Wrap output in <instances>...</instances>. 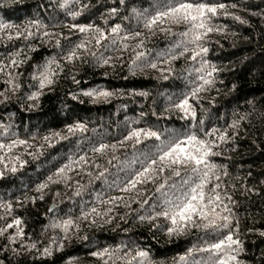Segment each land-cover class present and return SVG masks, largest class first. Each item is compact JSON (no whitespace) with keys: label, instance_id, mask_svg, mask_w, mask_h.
Listing matches in <instances>:
<instances>
[{"label":"trees","instance_id":"trees-1","mask_svg":"<svg viewBox=\"0 0 264 264\" xmlns=\"http://www.w3.org/2000/svg\"><path fill=\"white\" fill-rule=\"evenodd\" d=\"M172 2L0 0V94H13L0 102V142L27 141L10 153L0 150V156H6L0 163V227L19 218L25 232L15 242L8 239L15 229L0 236V264H127L136 250L148 251L152 264H178L189 249L217 241L229 229L190 228L184 235L170 236L171 222L155 217L164 208V198L156 191L159 184L167 180L178 191L182 179H195L191 174L185 176L183 169L181 177L166 170L154 181L120 190L155 157L162 142L190 131L203 136L213 128L226 131L229 137L226 143L217 140L220 154L211 162L228 173L217 174L222 189L236 201L233 211L239 228L233 226L232 230L238 232L244 248L238 259L241 264H264V236L260 235L264 232V0H202L224 3L230 15L212 18L221 31L208 34L204 41L208 52L196 61L190 59V53L179 56L189 40L181 35L187 25L165 23L163 27L170 32L149 30L137 15L154 14L158 7ZM85 4L87 9H83ZM112 8L118 10L116 14L111 13ZM77 11L82 15L74 19L70 13ZM36 20L39 25L30 23ZM5 24L35 35L17 37L16 28L4 29ZM73 24L94 28L81 33ZM117 24L121 31L112 34L111 28ZM95 27L105 33L100 44H96ZM137 31L140 37L124 39ZM140 40L144 44L138 48ZM81 43L86 47L77 48ZM72 51L79 58L67 59ZM136 52H145V59L157 68L139 61L133 65ZM172 56L179 58L172 60ZM108 58L109 63L104 64L103 59ZM201 59L218 71L213 74L214 85L190 100L196 111L192 120L172 103L200 84L196 69ZM49 66L55 73L53 83L41 88L34 77ZM92 90L112 95H84ZM34 93L38 95L30 98ZM77 123L85 125V130L69 132L68 127ZM234 123L236 127H232ZM133 128L158 131L160 139L141 136L139 144L125 140ZM100 144L116 147L103 153L93 151ZM65 165L68 169L58 174ZM13 166L16 172L11 171ZM101 172L104 176L97 179ZM44 183L47 187L38 190ZM168 185L166 190L171 192ZM9 204L11 208L6 209ZM68 219L74 223L67 233L62 227H53ZM32 243L36 248L30 247ZM45 247L51 255L43 253ZM105 248L115 250V255L103 259L91 255ZM213 257L214 253L195 252L188 264L193 260L211 264Z\"/></svg>","mask_w":264,"mask_h":264},{"label":"snow or ice","instance_id":"snow-or-ice-1","mask_svg":"<svg viewBox=\"0 0 264 264\" xmlns=\"http://www.w3.org/2000/svg\"><path fill=\"white\" fill-rule=\"evenodd\" d=\"M67 2V0H65ZM125 0H119V3L123 4ZM88 5H83V9H87ZM227 5L224 3L209 4L202 2V0H173L172 3L162 7L157 8L154 14H147L140 12L137 13L138 17L143 19L144 27L152 30L154 28H159L160 31L170 32V28H165L163 25L168 24H184L188 26V30L181 33L185 37H189L188 43L182 45L183 50L179 52V56H184L190 53V59L196 61L198 57H203L208 52V48L204 46V41L207 39L208 34L213 32H219L221 29L212 23V18L223 13L224 15H230L227 12ZM232 8H236L237 5L232 4ZM112 14L117 13L116 8H112ZM70 15L75 19V17L82 15V11L72 12ZM234 19L240 21L241 23H246L240 16H234ZM32 25H39V21H31ZM16 28V36H24L25 38L35 35L31 31L25 29L24 32L20 30V26H14L10 24L3 25L4 29ZM72 28L77 29L81 33L89 32L94 28V25H79L73 24ZM95 31L98 34L96 39V44H100L101 40L106 39L104 30L95 27ZM121 31V25L117 24L111 28L112 34H118ZM45 36L49 33L45 32ZM141 33L139 31L135 32L134 36H125L124 39L137 38L140 37ZM12 39V36L8 37ZM59 43V41H57ZM115 43V40H113ZM143 40L137 44L138 48L143 47ZM188 44L194 45L195 47L189 48ZM77 48H85L84 43L76 45ZM127 47V45H125ZM181 46H178V48ZM145 52H136L135 58L132 61L133 65L137 62H142L146 66H150L153 69L157 68L156 63H150L145 59ZM76 52L72 51L67 59H77ZM178 56H172L171 59H178ZM109 59H103L104 64L109 63ZM54 63V62H53ZM15 66L17 64L16 60L12 61ZM210 69V70H209ZM0 71L3 68L0 67ZM171 71V69H161V72ZM199 75L200 84L193 88L190 94L184 95L178 101H173L172 106L175 109L182 111L185 114V118L194 120L196 118V111L191 99H198V93L210 88L214 85L215 81L213 79V74L218 71V69L211 65L207 60L201 59L200 67L196 69ZM54 72L51 67H47L40 72L38 77L39 85L43 88L46 85H51L53 83L52 77ZM164 79H168L164 76ZM12 83V81H9ZM78 83V82H77ZM15 87H19L18 84ZM38 93H34L32 97L35 98ZM84 95L93 96L96 98L104 97L107 98L112 95V93L104 90H93L85 92ZM203 124V121H200ZM234 123L232 127H236ZM79 129L80 131L85 130V125L82 123H77L74 126H69V132H75ZM14 135V134H13ZM56 135H59L58 133ZM141 136L144 139L155 138L160 139V133L152 129L144 128H133L129 135L125 136V140H135L137 144L141 143ZM208 137V138H205ZM66 138V137H65ZM47 140L48 137H45ZM229 137L225 132L220 129L213 128L208 132H204L203 136H198L195 132L185 133L182 136L174 135V138L170 139L167 143H163L161 146H157V152L154 158H151L146 166H143L138 170L135 175L125 182V186L121 188V191H129L135 189L137 185L144 184L148 181H154L156 176L160 173L170 170L172 175L175 177H181V169L184 171V175L188 176L191 174L195 179H182L177 191V185H168V181L159 184L156 191L161 193L164 198V208L161 211L155 213V217L163 216L165 219L171 222V226L168 227V234L171 235H184L190 228L193 229H203L211 230L213 232H220L221 229H229V231L224 234L220 239L211 243L207 247H196L189 249L184 255L179 257L178 264H188L189 258L194 255L195 252H210L214 253V257L211 260V264H241L238 259L240 253L244 251L243 242L239 238L238 232L233 231V226L238 230L239 222L235 218V213L233 211V206H235L236 201L231 195H228L226 191L222 189L221 186V172L223 176H227L228 173L219 168L215 163L211 162V158L219 155L220 153L216 151L220 147L217 143L219 140L222 143H226ZM27 144L26 140L22 139H12L9 143L5 144L0 142V150L10 153L13 148L17 145ZM115 145L100 144L98 147L94 148L93 151L98 153H103L106 149L115 148ZM6 156H0V163H3ZM19 160V157H16ZM116 159V157H113ZM82 162H85L84 157H80ZM111 162V161H110ZM5 168L8 167L7 164L4 165ZM21 167H23V162H21ZM68 165L58 170V174H63ZM12 172H16V167H11ZM107 171V169H105ZM0 175H3L0 172ZM104 176V172H101L97 179ZM49 181H53L52 177L48 178ZM215 181V183L213 182ZM166 185L172 189L171 192L166 190ZM47 187V183L38 186V190H42ZM81 193L77 191L75 195L79 196ZM57 195H59L57 193ZM43 197H41L42 199ZM113 200L121 199L120 197H114ZM227 201V202H226ZM111 202V201H109ZM146 203V201H145ZM6 209H10L11 205H6ZM95 212V209H92ZM155 217H148V219H154ZM85 219L87 216L85 215ZM145 219V217H141ZM71 219L63 221L61 224L53 225V227H62L65 233H67L70 226L73 225ZM23 221L19 218L13 219L12 222L7 223L6 227H0V236H3L8 229H15V233L8 237L9 240L15 242L18 238L25 235L24 228L22 227ZM251 231V230H250ZM260 235L264 236V232ZM87 239V237H85ZM31 248H36V244L32 243ZM45 255H51L49 248L45 247L43 249ZM92 256L103 259L104 257L111 258L115 255V250H109L107 248L102 251H96L91 253ZM152 264L149 257V252L146 250H136L131 257V260L127 261V264ZM105 264H108L105 261ZM192 264H196L193 260Z\"/></svg>","mask_w":264,"mask_h":264},{"label":"rangeland","instance_id":"rangeland-1","mask_svg":"<svg viewBox=\"0 0 264 264\" xmlns=\"http://www.w3.org/2000/svg\"><path fill=\"white\" fill-rule=\"evenodd\" d=\"M16 84V83H15ZM93 91V90H92ZM11 97H13V94L12 93H9V94H7V95H2V94H0V102H2L3 100H6V99H9V98H11ZM100 98H102V97H100Z\"/></svg>","mask_w":264,"mask_h":264}]
</instances>
